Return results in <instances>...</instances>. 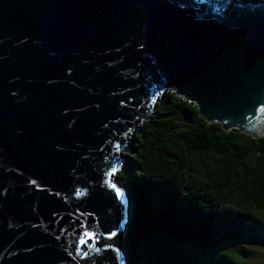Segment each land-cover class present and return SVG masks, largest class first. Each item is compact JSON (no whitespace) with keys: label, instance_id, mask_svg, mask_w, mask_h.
<instances>
[{"label":"water","instance_id":"obj_1","mask_svg":"<svg viewBox=\"0 0 264 264\" xmlns=\"http://www.w3.org/2000/svg\"><path fill=\"white\" fill-rule=\"evenodd\" d=\"M160 90L264 137V0H0V264H124L113 166Z\"/></svg>","mask_w":264,"mask_h":264},{"label":"trees","instance_id":"obj_2","mask_svg":"<svg viewBox=\"0 0 264 264\" xmlns=\"http://www.w3.org/2000/svg\"><path fill=\"white\" fill-rule=\"evenodd\" d=\"M189 104L171 90L161 91L151 103L150 119L130 136L122 155L116 178L131 203L130 220L117 241L126 256L124 264H254L233 249L238 243L251 242L250 234L258 225L264 228V220L252 215L253 210L260 211L256 206L261 198L244 187L264 173V167H258L244 175L245 164L264 163L260 159L264 137L254 138L237 129L225 131L200 117ZM181 111L189 117L176 129ZM252 140L257 143L252 145ZM205 153L212 154L214 169L224 171L210 174ZM182 157L194 158L195 170L191 161L186 167ZM237 161L241 171L229 167ZM165 171L167 177L160 175ZM197 176L204 182L198 183Z\"/></svg>","mask_w":264,"mask_h":264},{"label":"snow or ice","instance_id":"obj_3","mask_svg":"<svg viewBox=\"0 0 264 264\" xmlns=\"http://www.w3.org/2000/svg\"><path fill=\"white\" fill-rule=\"evenodd\" d=\"M188 106L190 108H195L196 107L193 104H189ZM198 119H199V117H198ZM224 123L227 124L226 121ZM214 127H219V125H214ZM238 134H240V133H228V135H238ZM218 135H219V133H218ZM137 139H139V138H137ZM245 140L247 141V138H245ZM228 143H230L231 145H233L235 147H239V145H237L235 141H229ZM256 143H257L256 140H252L251 141L252 145H255ZM260 146H261V151L264 152V141H260ZM117 147L119 148V145ZM245 147H248L247 143L245 144ZM169 151H174V149H169ZM177 155H180V154L177 153ZM205 155L208 157V159H206L204 161V163L207 165V171L210 174L219 175L220 172L224 171V169H214L212 167V154L211 153H205ZM241 155H243V153H241ZM215 159L218 160V161L223 162L221 157L217 156ZM250 159H254V156L250 157ZM260 159H261V161H264V156H261ZM182 160L185 161V166L186 167H187V161H191V165H192L193 169L195 170V160H194V158L182 157ZM240 163H241V161H237L235 165H229V167L233 168L235 171H241V169L239 167H237V165H239ZM258 167H264V163H262L261 165H257L255 163H247V164H245L244 175H248L249 172H255ZM116 171L117 170L113 166V173H115ZM160 175H163V176L167 177L168 173L165 171V172H161ZM195 179L197 180L198 183H203L204 182V181H202L200 179L199 176L195 177ZM185 180H187V177H185ZM177 182L178 183H183L184 181H179L178 180ZM221 182H223V178L222 177H221ZM110 187L114 191L115 198L116 199H120V197L122 195L121 189L119 187H117L115 184L110 185ZM244 187H246V189L249 192H251L253 194V196H255V195H259L260 196L261 202H260L259 205L256 206V207L260 208V211L257 213L255 210H253L252 215H254V216L258 215L261 220H264V173L261 174L260 179L258 181H256L255 183H254V181L252 179L248 180L246 182V184L244 185ZM248 199L251 200L252 197H248ZM84 235L87 236L89 240L91 239V235L89 233L85 232ZM115 235H116V233H109L107 238L111 239L112 236H115ZM79 243L80 244H84L85 241L83 239H81L79 241ZM105 248L106 249H112V245L107 244V245H105ZM112 250L116 251V249H112ZM261 251H264V249H262ZM261 264H264V261H262Z\"/></svg>","mask_w":264,"mask_h":264},{"label":"rangeland","instance_id":"obj_4","mask_svg":"<svg viewBox=\"0 0 264 264\" xmlns=\"http://www.w3.org/2000/svg\"><path fill=\"white\" fill-rule=\"evenodd\" d=\"M188 117H189V115L185 111H181V113H179L176 116L175 128L179 129L182 126V124L185 122V120L188 119ZM128 144H129V140H128L125 148L119 154L120 157L127 152ZM122 165H123V160L120 163L119 170H117V173L115 174L116 176L119 174L120 169L122 168ZM258 226L259 227L254 229L252 231V233L250 234L249 240L251 242L238 243L234 246V249H233V251L236 255H238L239 257L244 258L247 261L252 262L254 264H261V262L264 261V251H261L262 249H264V228L261 225H258ZM121 234L113 237L110 241L113 244V246L119 252H121L123 259L125 260L126 259L125 253H123L122 248L117 244L118 243L117 242L118 237ZM99 242L103 244L106 241L103 238H100Z\"/></svg>","mask_w":264,"mask_h":264}]
</instances>
